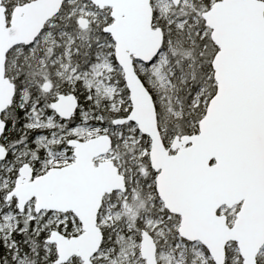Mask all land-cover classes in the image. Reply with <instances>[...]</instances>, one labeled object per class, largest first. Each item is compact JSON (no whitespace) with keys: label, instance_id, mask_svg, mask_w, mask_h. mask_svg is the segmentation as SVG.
<instances>
[{"label":"snow or ice","instance_id":"snow-or-ice-1","mask_svg":"<svg viewBox=\"0 0 264 264\" xmlns=\"http://www.w3.org/2000/svg\"><path fill=\"white\" fill-rule=\"evenodd\" d=\"M0 264H264V0H0Z\"/></svg>","mask_w":264,"mask_h":264}]
</instances>
